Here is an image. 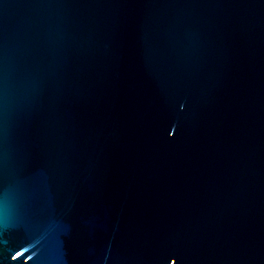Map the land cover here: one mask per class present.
<instances>
[{
  "label": "water",
  "instance_id": "water-1",
  "mask_svg": "<svg viewBox=\"0 0 264 264\" xmlns=\"http://www.w3.org/2000/svg\"><path fill=\"white\" fill-rule=\"evenodd\" d=\"M0 264H264V0H0Z\"/></svg>",
  "mask_w": 264,
  "mask_h": 264
}]
</instances>
